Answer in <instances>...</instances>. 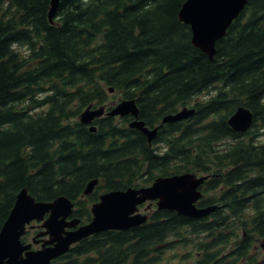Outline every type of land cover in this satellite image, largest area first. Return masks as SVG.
Listing matches in <instances>:
<instances>
[{"label":"trees","instance_id":"obj_1","mask_svg":"<svg viewBox=\"0 0 264 264\" xmlns=\"http://www.w3.org/2000/svg\"><path fill=\"white\" fill-rule=\"evenodd\" d=\"M51 1L0 0V230L23 188L39 201L68 196L88 222L101 193L213 174L229 187L223 209L195 219L155 207L143 224L85 238L51 264H173L192 234L203 243L199 264H258L249 248L264 236V0H249L213 59L179 19L186 0H61L54 23ZM122 99L159 127L152 143L129 117L105 114L95 132L79 120ZM186 106L193 117L161 126ZM239 106L254 114L245 133L228 122Z\"/></svg>","mask_w":264,"mask_h":264},{"label":"water","instance_id":"obj_2","mask_svg":"<svg viewBox=\"0 0 264 264\" xmlns=\"http://www.w3.org/2000/svg\"><path fill=\"white\" fill-rule=\"evenodd\" d=\"M60 2L61 0L51 1V23H54ZM248 2L249 0H186L179 10V19L190 26L193 45L213 59L217 52V42L226 35ZM109 91L113 92L114 88ZM195 112V107H183L175 113L165 115L161 126L189 119ZM105 114L131 117L130 128L140 130L149 143L158 134V126L150 128L139 118L140 110L134 99H122L114 103L110 110H106L104 106H88L81 112L80 121L95 132L97 127L92 123ZM253 120L252 110L239 106L228 122L235 131L245 133L252 127ZM209 176L186 172L157 177L148 186L104 192L91 207L92 219L82 225H79V218H71L75 202L68 196L61 195L52 201H39L27 188H23L0 230V264H51L85 238L107 230H128L143 224L149 219L147 211L155 201L158 209L175 210L180 215L192 218L205 217L218 207L212 205L198 208L196 205L203 196L199 187ZM98 183V178L89 181L83 194L93 193ZM147 202L150 204L145 208L146 212H142L140 206ZM33 221H42L41 226L44 228L32 239L34 244H41L36 249L32 248L33 243L22 240L28 225ZM261 246L264 249V238Z\"/></svg>","mask_w":264,"mask_h":264},{"label":"flooded vegetation","instance_id":"obj_3","mask_svg":"<svg viewBox=\"0 0 264 264\" xmlns=\"http://www.w3.org/2000/svg\"><path fill=\"white\" fill-rule=\"evenodd\" d=\"M207 175H210L209 178L206 179L205 182L203 184H201V186L199 187V190L203 193V196L196 202V205L198 208H205L208 206L217 205L218 206L217 209H223L224 205L222 203H220V200H222L224 196L225 197L229 196V193H226V192H228L229 187L227 184H225L223 182V179H215L213 177V174H207ZM210 181L213 182L211 185H209L211 183ZM212 196H215V197H212ZM213 198H214V200H212ZM262 198H264V196ZM216 200L218 201V203L211 204V201H216ZM148 204L149 203L142 205L141 211L145 212V208L147 207ZM154 206H157L156 201L152 203V208L149 210V214H150L151 210H153ZM75 210H76V205H75ZM75 210H74V213L71 216V218L77 217V216H74ZM171 211L176 212L178 214V212L175 210H171ZM248 214L251 215L252 214L251 211H248ZM209 215H207V216H209ZM77 218H79L81 220L79 225L87 223V222H84L80 217H77ZM201 218H204V217H201ZM201 218H195V219H201ZM241 233H242L243 238L244 237L246 238L248 236V233L245 230H242ZM194 235H196V234H192V240L191 241H188L189 240L188 237L185 238L186 243H185L184 247H186V248H184L182 250H183V252H187L186 254H187L189 260H190V257L193 255L194 252L196 253V255L200 256L195 262L192 263V264H199V262L201 261L203 255H204V252L202 249L203 243L201 242L200 238H198V237H197L198 241H194L193 240ZM252 236L253 235H251V237ZM194 238H196V237H194ZM263 238H264V236L261 238H259V237L253 238L254 239L253 243L250 244L251 246L249 248L250 257L255 258V260L258 264H264V249L261 246ZM173 239H175V238H173ZM173 243H175V242H173ZM236 244H237V241H235V240L231 241L229 246L224 248V256L230 255L232 247L236 246ZM175 252H176V250H172V253H175ZM172 253H170V254H172ZM186 254L184 255V257H186ZM175 255H177V254L175 253V254L171 255V257H174ZM229 260H230V258L227 257L226 261L228 262ZM179 264H184V263L180 262ZM186 264H188V263H186Z\"/></svg>","mask_w":264,"mask_h":264},{"label":"rangeland","instance_id":"obj_4","mask_svg":"<svg viewBox=\"0 0 264 264\" xmlns=\"http://www.w3.org/2000/svg\"><path fill=\"white\" fill-rule=\"evenodd\" d=\"M208 95H207V93H202V94H200L197 98H196V101L197 100H204V99H206V97H207ZM116 103V102H115ZM192 106H193V104H191ZM188 107H191V106H188ZM183 108V107H182ZM181 108V109H182ZM180 110V109H179ZM118 119H122L123 117H117ZM80 120V119H79ZM129 124V123H128ZM261 140H264V136L261 138ZM35 224L34 226H32V227H36V226H39V228H41V230L42 229H44V228H42L41 227V223L42 222H37V221H34V222H32V224ZM37 223H40V225H37ZM39 228H37V229H39ZM33 234L32 233H30V235H29V239L27 240V242H29V243H33ZM40 247V245H37V244H34L33 243V245H32V248H34V249H36V248H39ZM177 253V252H176ZM187 252H183V250L182 251H180L179 253H177V255H178V259L176 260V261H170V262H172L173 264H179L180 262H182V263H184V264H186V263H188V264H192L193 262H195L200 256H198V255H196V253L194 252L193 253V255L190 257V260H189V258H188V256H187V254H186ZM173 254H175V253H172L171 255H173ZM186 254V257H184V255Z\"/></svg>","mask_w":264,"mask_h":264}]
</instances>
